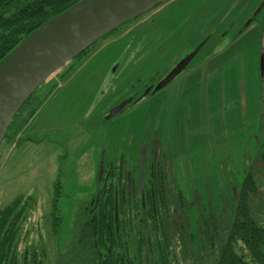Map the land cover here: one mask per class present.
Here are the masks:
<instances>
[{
    "label": "rangeland",
    "instance_id": "374dc122",
    "mask_svg": "<svg viewBox=\"0 0 264 264\" xmlns=\"http://www.w3.org/2000/svg\"><path fill=\"white\" fill-rule=\"evenodd\" d=\"M93 45L47 80L54 85L34 91L33 115L0 145V209L20 196L36 202L11 264H63L87 232L85 210L103 170L120 160L136 178L156 156L207 219L247 170L264 180L254 160L264 115V0H171Z\"/></svg>",
    "mask_w": 264,
    "mask_h": 264
},
{
    "label": "trees",
    "instance_id": "16d2710c",
    "mask_svg": "<svg viewBox=\"0 0 264 264\" xmlns=\"http://www.w3.org/2000/svg\"><path fill=\"white\" fill-rule=\"evenodd\" d=\"M81 1L0 0V66L43 24ZM35 101L33 92L14 114L3 141L8 129L15 131L33 115ZM260 119L254 160L264 167V115ZM159 163L152 155L136 178L121 160L106 165L103 183L85 210L87 232L77 239L63 264H264V196L259 186L264 180L251 168L247 170L228 201L220 199L215 216L207 219L195 202L183 199L170 181V168ZM35 203L20 196L0 209V264H11L21 227ZM56 203L57 196L52 214L58 227Z\"/></svg>",
    "mask_w": 264,
    "mask_h": 264
},
{
    "label": "water",
    "instance_id": "95a60500",
    "mask_svg": "<svg viewBox=\"0 0 264 264\" xmlns=\"http://www.w3.org/2000/svg\"><path fill=\"white\" fill-rule=\"evenodd\" d=\"M169 1L83 0L26 38L0 66V145L14 114L51 75L117 27ZM197 51L182 58L152 93L180 74ZM262 63L261 58V72Z\"/></svg>",
    "mask_w": 264,
    "mask_h": 264
},
{
    "label": "crops",
    "instance_id": "0c3cea01",
    "mask_svg": "<svg viewBox=\"0 0 264 264\" xmlns=\"http://www.w3.org/2000/svg\"><path fill=\"white\" fill-rule=\"evenodd\" d=\"M56 73H58V72H56ZM56 73H54L53 75H55ZM53 75H51L48 79H54L53 77ZM47 79V80H48ZM45 81V83H49L48 81ZM55 82H52L51 80H50V83L49 84H47V85H53ZM3 142V141H2ZM13 147H14V145L12 144L11 146H8L7 147V150H6V152H5V156L7 157V159H9L10 158V156H12V154H11V152L13 151ZM2 154V152H0V155ZM5 164L6 163H4L3 165H2V167H1V169H0V173L2 172V170H3V168H4V166H5Z\"/></svg>",
    "mask_w": 264,
    "mask_h": 264
}]
</instances>
